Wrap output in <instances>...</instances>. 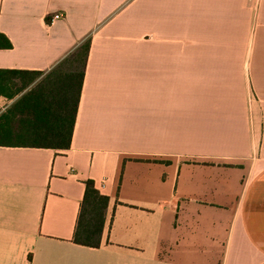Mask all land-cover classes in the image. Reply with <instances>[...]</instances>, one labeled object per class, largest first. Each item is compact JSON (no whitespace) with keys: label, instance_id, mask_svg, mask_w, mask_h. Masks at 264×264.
<instances>
[{"label":"crops","instance_id":"0c3cea01","mask_svg":"<svg viewBox=\"0 0 264 264\" xmlns=\"http://www.w3.org/2000/svg\"><path fill=\"white\" fill-rule=\"evenodd\" d=\"M0 34L42 72L0 115L90 39L69 148L0 145V264H264V0H0Z\"/></svg>","mask_w":264,"mask_h":264},{"label":"trees","instance_id":"16d2710c","mask_svg":"<svg viewBox=\"0 0 264 264\" xmlns=\"http://www.w3.org/2000/svg\"><path fill=\"white\" fill-rule=\"evenodd\" d=\"M89 47L87 38L0 115L1 146L69 148ZM41 75V71L0 69V94L12 98ZM84 186L73 240L97 247L106 222L109 196L100 193L92 179H86Z\"/></svg>","mask_w":264,"mask_h":264},{"label":"built area","instance_id":"2783aa9c","mask_svg":"<svg viewBox=\"0 0 264 264\" xmlns=\"http://www.w3.org/2000/svg\"><path fill=\"white\" fill-rule=\"evenodd\" d=\"M64 15L63 13H55L51 16L50 18V22L54 21V20H57V19H60L62 18ZM1 99H2V96H0V107H3V105L1 104Z\"/></svg>","mask_w":264,"mask_h":264}]
</instances>
